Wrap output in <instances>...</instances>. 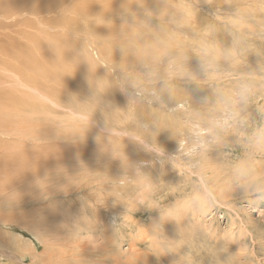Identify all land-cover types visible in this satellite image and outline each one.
Segmentation results:
<instances>
[{
  "label": "rangeland",
  "instance_id": "1",
  "mask_svg": "<svg viewBox=\"0 0 264 264\" xmlns=\"http://www.w3.org/2000/svg\"><path fill=\"white\" fill-rule=\"evenodd\" d=\"M83 1L0 0V264H264V0ZM34 35L92 92L16 73Z\"/></svg>",
  "mask_w": 264,
  "mask_h": 264
},
{
  "label": "bare ground",
  "instance_id": "2",
  "mask_svg": "<svg viewBox=\"0 0 264 264\" xmlns=\"http://www.w3.org/2000/svg\"><path fill=\"white\" fill-rule=\"evenodd\" d=\"M128 2H123V0H113L112 3L109 4V8L110 9L112 6H114L115 8H120V6H123L125 4L130 3V0H125ZM66 2V1H64ZM78 3L80 2H84L83 0H77ZM155 2V1H154ZM70 3V2H69ZM70 4H67L66 7H62V10L68 11ZM26 6L28 8H30L33 12L36 11H42L43 9L41 7L38 8H33L30 7L28 5H23ZM78 7V6H77ZM121 9V8H120ZM75 11V10H74ZM68 13V12H67ZM65 19V18H64ZM63 18L61 20L56 21L57 24H64L65 20ZM68 19V18H67ZM70 19V18H69ZM67 23H69L68 21H66ZM62 26V25H61ZM247 26V25H246ZM65 32V31H64ZM71 33V32H70ZM155 33V32H154ZM144 36V35H143ZM161 37V36H160ZM65 39L66 36H62V35H58V37L56 36H50V35H34V36H30L29 37V41L28 44L29 45H25L22 47H19L20 49H17L16 51H13V48L7 49L5 52L8 55H11L13 57V59L18 62V66H16L15 70L17 69V72H21L22 76L28 77L30 78V75H28L27 69L33 70V78H35L36 83L39 86H45L44 84L46 80H50L53 84L54 87H64L66 90H63L61 88V90L65 93H67L66 95H64V97H60L61 99H63V103L65 104H69L71 101L69 100V95H71V93L73 94V96L78 93H86L88 92L89 89H94V86H97V84H95L94 82H97V77H94L91 73L94 72V64L92 63V61L88 60V58H79L77 62H73L72 64L69 63V61L71 60L69 58V56L71 55V51L72 48L67 50L65 49ZM56 40H58V42H56ZM146 40V39H145ZM157 40V39H156ZM71 41V40H70ZM158 42V41H157ZM156 42V43H157ZM61 44L63 46H58L57 44ZM158 44V43H157ZM156 44V45H157ZM67 46V45H66ZM225 47V46H224ZM4 49V48H3ZM85 56V55H84ZM205 57V56H204ZM75 59V58H74ZM27 65V66H26ZM26 66V68H25ZM19 75V74H18ZM27 78V79H28ZM30 81H34L31 78L29 79ZM107 81V80H106ZM109 81V80H108ZM106 83V82H105ZM103 84V83H102ZM101 84V85H102ZM100 85V87H101ZM104 85V84H103ZM78 88H80V90L78 91ZM45 89V87H44ZM48 91V94L55 92L53 90L52 87H50L49 89H45ZM81 91V92H80ZM90 91V90H89ZM9 92V91H8ZM106 92V91H105ZM250 92V91H249ZM64 93V94H65ZM96 93V92H95ZM251 93V92H250ZM150 94V93H149ZM58 95V94H57ZM85 95V94H84ZM83 95V96H84ZM51 96V95H49ZM63 96V95H61ZM72 96V95H71ZM91 96V95H90ZM23 96H18L17 100L21 101V103H25V100H22L23 98H21ZM57 97V96H56ZM92 97V96H91ZM152 97V96H151ZM15 98V97H13ZM52 98H55V94L54 97L52 96ZM59 98V99H60ZM72 98V97H71ZM0 114H4V115H10V114H16V112L14 110H9L10 104H8L5 99L2 96V92H0ZM27 99V98H26ZM75 99V98H74ZM116 101V100H115ZM75 102V101H74ZM146 102V101H145ZM11 103V102H10ZM180 106L183 105L182 102H179ZM177 103V104H179ZM13 105V103H11ZM115 104V103H113ZM151 105V104H150ZM116 106V105H115ZM179 106V107H180ZM28 107L23 106V108ZM153 107V106H152ZM75 108V107H74ZM78 110L82 109L81 107H76ZM113 109V108H112ZM112 111V110H111ZM114 111V110H113ZM110 118V115L107 113H102L100 114V120H104L105 122H107ZM120 120V119H119ZM122 121V120H121ZM102 122V121H101ZM127 122V121H126ZM130 123V122H128ZM108 124V123H107ZM102 125V124H101ZM117 125V124H116ZM141 125V124H140ZM117 127V126H116ZM133 131V130H132ZM131 134V133H130ZM149 135V134H148ZM207 140V139H206ZM202 141V140H201ZM210 141V140H209ZM189 142V141H188ZM188 144V143H187ZM188 147V146H187ZM220 147V146H219ZM210 153V152H209ZM169 156V155H167ZM191 157V156H190ZM213 157V156H212ZM194 159V158H193ZM200 160V158H199ZM207 160V159H206ZM216 160V159H215ZM214 161V160H213ZM212 161V162H213ZM200 162V161H199ZM210 162V160H209ZM190 163V162H189ZM211 163V162H210ZM199 165V164H198ZM219 165V164H218ZM185 166V165H184ZM187 166V165H186ZM189 167V166H188ZM217 167V166H216ZM209 170V169H208ZM247 171V170H246ZM258 171V170H257ZM238 172V171H237ZM236 172V173H237ZM203 173V172H202ZM224 173V172H223ZM240 173V172H239ZM237 173V174H239ZM256 173V172H255ZM232 175V174H231ZM254 175V174H253ZM250 175V176H253ZM249 176V177H250ZM245 177V176H244ZM243 177V178H244ZM263 181V180H262ZM218 182V181H217ZM219 183V182H218ZM255 183V182H254ZM257 184V183H256ZM255 184V185H256ZM257 186V185H256ZM255 186V187H256ZM261 187V186H260ZM54 219V218H53ZM4 222V221H3ZM6 223V222H5ZM11 223V222H8ZM2 224V223H1ZM19 224V223H18ZM25 226V224H24ZM29 227V226H28ZM24 228V227H23ZM25 229L30 230L29 228L25 227ZM1 230V229H0ZM2 232V231H1ZM30 233V232H29ZM6 234V233H5ZM32 234V233H31ZM34 234V233H33ZM2 235V234H1ZM10 235V234H9ZM13 235V234H12ZM36 235V233H35ZM5 236V235H4ZM2 236V237H4ZM16 236V235H15ZM7 237V234L6 236ZM11 237V236H10ZM9 237V238H10ZM16 238H20V237H16ZM16 238L13 237V239L15 240L13 243L17 244V240ZM36 238V237H35ZM34 238V239H35ZM8 239V238H7ZM12 239V240H13ZM21 239V238H20ZM38 241V238H36ZM23 240V239H21ZM20 240V241H21ZM8 241V240H6ZM17 241V242H16ZM3 243V242H2ZM5 243V242H4ZM7 243V242H6ZM31 243V242H30ZM40 243V242H39ZM14 244V245H16ZM25 244V243H24ZM19 245V244H18ZM17 247V246H16ZM18 249V248H17ZM21 249V248H20ZM23 249V248H22ZM33 250V248H32ZM22 255V254H21ZM20 256V255H18ZM21 257V256H20ZM23 258V257H22ZM1 259V258H0ZM71 259V258H70ZM69 259V260H70Z\"/></svg>",
  "mask_w": 264,
  "mask_h": 264
},
{
  "label": "clouds",
  "instance_id": "3",
  "mask_svg": "<svg viewBox=\"0 0 264 264\" xmlns=\"http://www.w3.org/2000/svg\"><path fill=\"white\" fill-rule=\"evenodd\" d=\"M245 98V92H244V90H242L241 91V93H240V99L241 100H243ZM225 120H227V114H226V116H225ZM220 125H218V127H219ZM209 133L207 132V131H203V132H201V133H196V135H204V136H207ZM204 143L205 144H207V143H209V141H204ZM200 147H201V145H200V143L198 142V143H196V144H194L193 146H192V148L190 149V151H191V153L192 154H196V153H198L199 151H200Z\"/></svg>",
  "mask_w": 264,
  "mask_h": 264
}]
</instances>
